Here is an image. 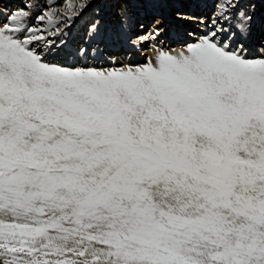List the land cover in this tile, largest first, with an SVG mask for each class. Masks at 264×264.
<instances>
[{
	"label": "snow or ice",
	"instance_id": "snow-or-ice-1",
	"mask_svg": "<svg viewBox=\"0 0 264 264\" xmlns=\"http://www.w3.org/2000/svg\"><path fill=\"white\" fill-rule=\"evenodd\" d=\"M213 6L120 68L48 40L51 8L0 9L2 264H264V43Z\"/></svg>",
	"mask_w": 264,
	"mask_h": 264
},
{
	"label": "rangeland",
	"instance_id": "rangeland-1",
	"mask_svg": "<svg viewBox=\"0 0 264 264\" xmlns=\"http://www.w3.org/2000/svg\"><path fill=\"white\" fill-rule=\"evenodd\" d=\"M6 1L7 0H0L1 9L9 10V11H16L23 9L24 11L30 12L31 15L27 21V24L29 26L36 25L38 22L35 20V17L47 11L49 8H51L59 16L58 23L62 25V30H63L62 37L68 36V39H71L72 34L75 33V31L81 37L83 42L78 45H74L75 48H77L78 46H83L86 41L88 42L90 37L89 30L91 28V25L96 24L97 26H101L100 28L103 35H106L110 30L113 33V35L118 36V33L121 32L122 30V25L125 21L126 16L131 18L133 14L134 16L136 14H141L143 13V11H149V9H152L153 7L152 5L150 6L148 5L149 3L153 2V0H122V2L121 1L117 2L115 0H72L73 3L76 5V8L69 11L68 6L66 5L67 7H65V5H62L61 0H14V2H9V4ZM65 1L67 0H64L63 2ZM194 1L195 0H189V2H187V0H162L164 4L161 2L162 4L158 5L157 8L158 9L160 8V10H164L166 5H169L170 9H174L169 14L170 16L166 13L155 14V16L160 18L162 22H169V21L171 22V19H173V21L171 22L172 26L167 28L166 31L175 33L177 39L179 40L178 43H180L179 45L171 46L169 48L165 46L164 48H162L163 50L165 51L180 50L182 47H184V44H182V40L180 38H184L185 39L184 41L189 40V38H186L188 37L187 33L199 31L200 30L199 25L196 21L202 19V17L203 19L209 17L214 11V6H213L214 2H217V0H212L211 2L208 1L211 5L210 11L201 13V12L193 11ZM117 5L119 6L115 10V7ZM180 5H183L185 9L181 11L179 9ZM241 5H242V9L252 16L249 25L251 31L254 30L255 24L259 22L261 23V21L262 23H264V19L262 17L264 13V0H241ZM107 8L110 9V11L107 10ZM133 9L136 10L133 11ZM126 10L128 11V13L126 14V16H124ZM109 13L111 16L108 17L107 19V15ZM100 14L104 15L105 19H102ZM146 19L148 24L145 25V28L149 26V28H146L149 29L146 30L148 34L147 36H149L150 30L154 25H157L158 20L156 21L157 18L153 20L150 19L149 17ZM1 21L3 20L1 19L0 22ZM144 21L140 22L138 26L144 25L145 24ZM0 25L2 24L0 23ZM179 26H181L183 29H180ZM40 27L48 30L47 33L45 32L46 36L52 37L48 33L55 32L54 27L49 29V27L44 22H40ZM133 30L138 31L139 27L137 28V26H134L132 31ZM143 33L145 32H141V34ZM52 35L54 36L55 34ZM251 35L252 34L250 33V37ZM135 36H137L135 32L133 34H129V38H130L129 43L133 42L134 40L133 38ZM56 37L62 38L59 35H56ZM73 37L75 36L73 35ZM253 40H254L253 43L254 46L258 47L260 44L264 42V37L258 36V38H254ZM73 41H75V39ZM189 42L191 41L189 40ZM115 44L117 43H114V45ZM167 44H169V42H166V45ZM140 45L141 43H139V46ZM99 47L100 49L105 50V46L100 45ZM118 47H120V45H118ZM146 47L148 48H145L144 50L140 49L141 51L140 53L142 55L141 58L137 61V63L131 64L130 66L146 63L149 58H152L155 55L154 53H156V50L155 51L154 49L151 50L150 44ZM107 54L109 56L118 55L122 57L125 56L129 57L130 55L138 56L137 52H133L130 50L124 51V48H122L121 51L119 52H115V50L112 49L108 51V53L106 52L104 53V55ZM129 63L130 62H128V64ZM120 67H123V65L116 68H120ZM1 263L2 262H0V264Z\"/></svg>",
	"mask_w": 264,
	"mask_h": 264
},
{
	"label": "bare ground",
	"instance_id": "bare-ground-1",
	"mask_svg": "<svg viewBox=\"0 0 264 264\" xmlns=\"http://www.w3.org/2000/svg\"><path fill=\"white\" fill-rule=\"evenodd\" d=\"M61 1H62V5H65V7H67L69 4H71L72 9L76 8V5L73 3L72 0H69V1L67 0L65 2H63L64 0H61ZM115 1H117V2L121 1L122 2V0H115ZM208 1L211 2L212 0H195L193 11L201 12V13H205L206 11H210L211 5ZM6 2L9 4V2H14V0H7ZM154 2H155V4H154ZM161 2H162V0H153V2L148 4L149 6L150 5L153 6V7L151 6L152 9H149V11H143V13L136 14L135 16L133 14L131 16V18L126 16V14L128 13V11L126 10V13H124V16H126L125 21L122 25L121 32L118 33V36L113 35V33L110 30L108 31V33L106 35H103L101 28H100L101 26H97L95 33L89 37L88 42L86 41L85 42L86 44L84 43L83 46L90 45L92 48L97 49L99 51L100 55L102 56L103 61H104V63H103L104 67H119V66H122L124 64H128V62H130L129 65L137 63V61L141 58V55H142L140 53L141 52L140 49L144 50L145 48H148L146 46H148L149 44L151 46V50L154 49V51L160 47L162 49L165 46H167V48H169L171 46L179 45L180 43H178L179 40L177 39L176 34L173 32H167L166 31L167 28L172 26L171 22L173 21V19H171V22L170 21L169 22H162L160 20V18L155 16V14H163V13H166L169 15L174 10V9H170L169 5H166L164 10H160V8L158 9L157 7L159 4H162V3L164 4V2H162V3ZM187 2H189V0H187ZM8 4H7V6H8ZM119 5H117L115 7V10L117 9V7ZM0 9H1V7H0ZM179 9L182 11L185 9V7L183 5H180ZM107 10L110 11V9H108V8H107ZM135 10L133 9V11H135ZM100 16L102 19H105L104 15L100 14ZM110 16L111 15L109 13L107 15V19ZM148 17L150 19H153V20L157 18L156 21L158 20L157 25L159 28V35L156 36V39L154 41L152 39H148L145 42L141 43V45L139 46L140 42L138 40V37L148 35L146 30H149V29H146V28H149V26L145 28V25L148 24L147 19H146ZM262 17L264 19V13H263ZM202 19H203V17H202ZM143 21L145 22V24L138 26V24H140V22H143ZM0 23L2 24L3 21H1ZM134 26H137V28L139 27V30L138 31H134V30L132 31ZM179 28L183 29L181 26H179ZM197 30H199V29H197ZM47 31L48 30L45 29L46 33H47ZM134 32H135V34H137V36H135L133 38L134 39L133 41H138L136 44H133V42L129 43V40H130L129 34H133ZM141 32H145V33L141 34ZM250 33L252 34L251 37H250ZM250 33L248 34L247 41H248V44L250 46L251 45L254 46V44H253L254 38H258V36L264 37V23H262V21H261V23L259 22V23L255 24L254 30H252V31L250 30ZM73 35L75 37H73ZM51 36L52 37L46 36V38L48 40L53 41L54 45L59 44L60 40H63L65 42V44L62 45V47H65L66 51H74L76 49L74 45H78V44L83 42L81 37L76 33V31H75V33L72 34L71 39H68V36L62 37V35H59L62 38L56 37V35H54V36L51 35ZM186 38H189V37H186ZM74 39H75V41H73ZM180 39L182 40V44H184L185 39L184 38H180ZM162 41H164V42H162ZM102 42H104V43H102ZM166 42H169V44L166 45ZM114 43H117V44L114 45ZM54 45H53V50H55ZM100 45L105 46L106 51L103 49H100V47H99ZM118 45H120V47H118ZM122 48H124V51L130 50L133 52H137L138 56L130 55L129 57H126V56L122 57V56H118V55H116V56L115 55L109 56L108 54L104 55L105 52L108 53V51H110L112 49L115 50V52H119V51H121Z\"/></svg>",
	"mask_w": 264,
	"mask_h": 264
}]
</instances>
